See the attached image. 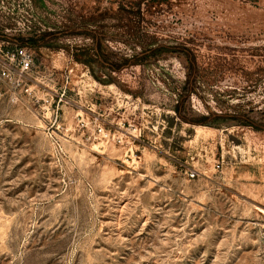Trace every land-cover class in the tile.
<instances>
[{"label": "rangeland", "instance_id": "obj_1", "mask_svg": "<svg viewBox=\"0 0 264 264\" xmlns=\"http://www.w3.org/2000/svg\"><path fill=\"white\" fill-rule=\"evenodd\" d=\"M0 264H264V0H0Z\"/></svg>", "mask_w": 264, "mask_h": 264}, {"label": "built area", "instance_id": "obj_2", "mask_svg": "<svg viewBox=\"0 0 264 264\" xmlns=\"http://www.w3.org/2000/svg\"><path fill=\"white\" fill-rule=\"evenodd\" d=\"M21 53L24 54V50H22ZM21 62H22V67H23V68H24V67H28L29 64H30V60H29L28 57H26V55H23V56H22V60H21ZM193 174H194V173L191 172V175H193Z\"/></svg>", "mask_w": 264, "mask_h": 264}]
</instances>
